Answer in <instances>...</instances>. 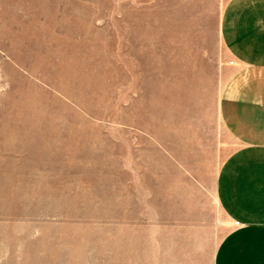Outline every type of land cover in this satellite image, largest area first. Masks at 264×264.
<instances>
[{"label": "rangeland", "instance_id": "1", "mask_svg": "<svg viewBox=\"0 0 264 264\" xmlns=\"http://www.w3.org/2000/svg\"><path fill=\"white\" fill-rule=\"evenodd\" d=\"M230 1L0 0V264H214Z\"/></svg>", "mask_w": 264, "mask_h": 264}, {"label": "crops", "instance_id": "2", "mask_svg": "<svg viewBox=\"0 0 264 264\" xmlns=\"http://www.w3.org/2000/svg\"><path fill=\"white\" fill-rule=\"evenodd\" d=\"M221 37L233 66L215 109L237 149L220 166L216 191L235 227L214 264H264V0H231Z\"/></svg>", "mask_w": 264, "mask_h": 264}]
</instances>
